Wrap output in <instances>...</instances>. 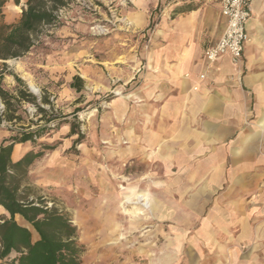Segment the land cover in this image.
<instances>
[{
  "label": "rangeland",
  "instance_id": "rangeland-1",
  "mask_svg": "<svg viewBox=\"0 0 264 264\" xmlns=\"http://www.w3.org/2000/svg\"><path fill=\"white\" fill-rule=\"evenodd\" d=\"M25 1L4 0L3 21H17ZM194 2L69 0L38 44L6 62L29 92L47 96L54 112L83 135L74 146L77 135L68 136L69 124L62 125L35 145L14 147L12 157L17 161L40 144H56L30 166L27 182L75 225L84 246L81 264L228 263L218 213L210 212L220 189L207 195L203 181H185L182 171L158 162V19ZM248 36L246 46L254 43ZM74 76L83 82L80 92L70 88ZM3 86L13 89L11 75ZM23 109L24 123L37 119L32 106ZM8 128L0 126V143L11 135ZM137 194L147 203H125Z\"/></svg>",
  "mask_w": 264,
  "mask_h": 264
},
{
  "label": "crops",
  "instance_id": "crops-1",
  "mask_svg": "<svg viewBox=\"0 0 264 264\" xmlns=\"http://www.w3.org/2000/svg\"><path fill=\"white\" fill-rule=\"evenodd\" d=\"M196 2L158 19V162L207 195L220 189L210 212L227 264H264V0L252 2L241 63L223 56L209 68L203 52L225 20L216 0ZM139 195L147 203H125Z\"/></svg>",
  "mask_w": 264,
  "mask_h": 264
},
{
  "label": "trees",
  "instance_id": "trees-1",
  "mask_svg": "<svg viewBox=\"0 0 264 264\" xmlns=\"http://www.w3.org/2000/svg\"><path fill=\"white\" fill-rule=\"evenodd\" d=\"M69 0H26L17 21H3L0 0V126L9 125L11 135L0 143V209L7 217L0 219V264H81L84 246L79 242L77 229L69 217L48 207L43 198L35 196V190L27 182L30 166L46 152L53 151L56 144H40L39 150H31L17 161L12 160L14 147L30 143L35 145L44 136H51L60 126L69 124V135H77L73 145L82 142L83 135L67 116L53 110L47 96L37 97L29 92L24 82L12 75L6 61L18 59L39 43L47 27L57 22L59 9ZM18 4V0L14 2ZM175 8L174 14L191 10ZM153 27V22L149 28ZM11 75L15 86L4 89V76ZM82 80L74 76L70 88L82 90ZM34 108L35 121L23 122L24 105ZM79 110H75L74 113ZM74 116V114H72ZM75 117V116H74ZM19 217L25 225L19 224ZM35 235V239L33 238Z\"/></svg>",
  "mask_w": 264,
  "mask_h": 264
},
{
  "label": "built area",
  "instance_id": "built-area-1",
  "mask_svg": "<svg viewBox=\"0 0 264 264\" xmlns=\"http://www.w3.org/2000/svg\"><path fill=\"white\" fill-rule=\"evenodd\" d=\"M216 1L225 26L219 38L204 49L203 58L208 68L223 56H229L233 63H241L244 48L249 41L247 22L254 0Z\"/></svg>",
  "mask_w": 264,
  "mask_h": 264
},
{
  "label": "bare ground",
  "instance_id": "bare-ground-1",
  "mask_svg": "<svg viewBox=\"0 0 264 264\" xmlns=\"http://www.w3.org/2000/svg\"><path fill=\"white\" fill-rule=\"evenodd\" d=\"M29 86L33 88L32 84H30V83H29ZM13 155H14V152H13ZM109 184H110V183H109ZM136 199L140 202V201H142V196L139 195V196L136 197ZM143 200H144V198H143ZM129 203H130V202H129ZM129 203H128V204H129ZM138 214H139V212H138Z\"/></svg>",
  "mask_w": 264,
  "mask_h": 264
}]
</instances>
